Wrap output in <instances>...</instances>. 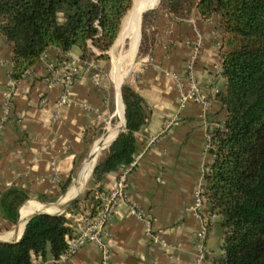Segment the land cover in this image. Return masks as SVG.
Wrapping results in <instances>:
<instances>
[{
  "label": "crops",
  "instance_id": "0c3cea01",
  "mask_svg": "<svg viewBox=\"0 0 264 264\" xmlns=\"http://www.w3.org/2000/svg\"><path fill=\"white\" fill-rule=\"evenodd\" d=\"M218 20V13L205 17L197 8L186 18L162 8L148 28L152 37L150 48L138 55L126 78L141 95L147 113L144 123L135 132L134 157H138V162L128 171L129 197L137 202L144 215L150 216V223L134 212L127 201L115 207L107 223V242L113 259L120 264L196 262L195 235L199 219L194 210V193L206 181L205 171L214 158L207 146L208 125L218 121L224 126L227 114L224 103L212 92L213 87L223 90L226 81L221 73ZM121 34L115 47L128 37L132 43L130 51L116 60L114 71L111 70L116 91L105 72L101 84H95L89 76H80L71 87V100L57 114V100L63 85L50 83L47 75L51 61H64L59 47L49 46L11 86L13 44L0 33V115L9 90L13 93L11 108L0 133V197L11 188H20L29 194L22 204L21 215L19 208L18 220L42 206L56 210V204L45 205L41 198L60 194L61 185L70 177L72 181L74 172L79 170L74 179L77 180L60 200L65 202L77 195L82 190L78 189L79 185L84 182L80 180L96 163L95 156L86 165L90 152L98 143L110 142L123 127L124 102L120 96L123 79L119 66L132 60L138 50L140 22L138 29L132 28L120 42ZM68 52L81 55V48L74 46ZM193 54H196L194 72L199 85L212 98L208 106L194 99L183 104L178 80L168 73H177L188 84L185 64ZM119 112L120 122L115 127L110 126L99 138L100 129L105 123L110 125ZM126 167L124 164L107 172L100 180L102 190L113 187ZM93 206L90 196L80 202L79 208L66 213L71 225L76 226L81 215L91 213ZM215 213L214 228L206 239V257L200 264H213L224 254L226 228L220 223V215ZM17 222L3 238L11 236ZM24 222L15 238L22 234ZM9 223L14 224L3 216L0 208V225ZM52 258L50 255L43 260L41 255H34L33 262L101 264V248L94 242H87L70 256Z\"/></svg>",
  "mask_w": 264,
  "mask_h": 264
},
{
  "label": "trees",
  "instance_id": "16d2710c",
  "mask_svg": "<svg viewBox=\"0 0 264 264\" xmlns=\"http://www.w3.org/2000/svg\"><path fill=\"white\" fill-rule=\"evenodd\" d=\"M132 3L133 0H0V33L14 49L11 76L21 78L51 45L64 51L78 46L82 58L97 62L108 59L107 50L121 34L122 20ZM162 8L180 18L188 17L194 8L205 17L219 15V55L226 81L216 95L227 114L224 126L212 133L210 149L214 158L205 179L209 208L220 215L226 231L224 254L213 264H264V0H160L157 8L143 12L138 55L150 48L148 28ZM121 89L126 129L119 132L95 166L94 175L99 180L92 194V215L97 212L95 193L102 190L100 180L134 159L135 132L147 115L139 92L128 82ZM70 181L71 177L61 185L60 192L67 189ZM28 198L29 194L20 188L3 192V216L16 223L19 208L21 213ZM74 205L76 200L66 212H73ZM66 212L37 213L29 219L19 240L0 241V264H35L34 255H41L43 260L50 255L59 259L68 249L67 235L76 231Z\"/></svg>",
  "mask_w": 264,
  "mask_h": 264
},
{
  "label": "built area",
  "instance_id": "2783aa9c",
  "mask_svg": "<svg viewBox=\"0 0 264 264\" xmlns=\"http://www.w3.org/2000/svg\"><path fill=\"white\" fill-rule=\"evenodd\" d=\"M61 54L64 56L63 62L51 61L49 63V71L47 79L50 83L60 82L63 85V91L57 100L56 113L58 114L61 107L71 100L70 90L73 84L80 76H89L95 84H101L104 78V72L100 64L94 59L82 58L80 55L69 53L59 48ZM45 52V51H44ZM43 55V54H42ZM0 55V62H1ZM196 61V54L188 57L186 60V77L188 84L179 77L177 73L168 72L175 76L178 80L180 90V99L183 104L188 100L194 99L198 102L208 106L211 104L212 98L206 95L199 85L196 74L194 72V65ZM27 72V71H26ZM25 72V73H26ZM24 73V74H25ZM23 74V75H24ZM20 79V78H19ZM19 79L11 76V86ZM213 94H217L218 89L213 87ZM12 89L7 94V100L3 105V112L0 115V133L7 120L11 103H12ZM222 122H212L208 125V143L210 148L212 141V133L215 129L221 128ZM138 157L126 164V170L123 171L115 185L108 190H98L95 197L98 199L97 212L92 215L82 214L78 219L76 231L73 234L67 235L68 249L63 253L64 256H70L77 252L85 243L94 242L101 248V264H120L117 260L113 259L111 250L107 242L109 230L107 223L119 202L127 201L131 209L136 212L141 218L150 223V216L144 215L139 209L137 202L129 197V178L128 171L136 165ZM209 169H207L208 171ZM205 171V174L206 172ZM206 180V179H205ZM195 203L194 210L199 219V228L195 235V247L197 248V259L195 264H200L201 260L206 257L207 247L206 239L214 228V218L216 217L215 211L209 208L208 189L206 181L201 183L194 193ZM53 260H58L52 258Z\"/></svg>",
  "mask_w": 264,
  "mask_h": 264
},
{
  "label": "rangeland",
  "instance_id": "374dc122",
  "mask_svg": "<svg viewBox=\"0 0 264 264\" xmlns=\"http://www.w3.org/2000/svg\"><path fill=\"white\" fill-rule=\"evenodd\" d=\"M134 3H135V0H134ZM159 4H160V1L155 5V8H157L159 6ZM131 9H132V7H131ZM121 26H123V24H121ZM142 36H143V27H142ZM142 36H141V40L139 42L138 50H137L135 56L133 57V59L132 60L124 61L119 66L120 77H121V79H123V82L121 81L122 84L124 82H127L126 81L127 80L126 78H127L128 74L131 72V70L133 69V65L135 63V60L137 59L138 54L140 52V47H141V42H142ZM114 43L107 50V52H108V54H109L110 57L108 59L101 60L100 61V64H101V68L106 73V77L108 78V81L112 85V88H113V90L115 92L116 91V84H115V82L113 80V77L111 75V70L114 71L113 70V67H114L115 61L118 60L121 56L127 54L130 51L132 39H131V37H128L127 40L122 45H117L116 47H115ZM120 96L122 98V101L124 102L123 95H122V89L120 90ZM124 106L126 107L125 102H124ZM121 117H122L121 112H119L118 115L113 118V120H112V122H111L110 125H109V123H105V127H103V128L100 129V132L98 134L99 135L98 137L100 138L102 135L106 134L109 131V129H110L109 127L110 126L111 127H115V125H117L120 122ZM125 117H126V115H125ZM125 126H124V128H125ZM104 144L105 145L101 148V150H99V152L96 155V158H97L96 159V164L98 163L99 160H101L107 154V152L109 150V147L111 145V144H109V142H106ZM78 172H79V170H77L76 172H74V179L77 177ZM81 173H80V175H81ZM74 179L70 182V184L68 185V187L71 184H74L75 183V181L77 179L76 180H74ZM98 180H99V176L97 174L94 175V170H93L92 173H91V175H90V177L88 178L85 186L78 193V196L75 199L77 201V205H74V208L75 209L79 208V206H80V203L79 202H83L86 198H89L90 196H92V194L94 193V190H95V188L97 186L96 183L98 182ZM66 190L64 192H61L60 194H57V195L47 196V197L41 198L42 199L41 202L45 203V205L56 204L54 202H56L58 200L60 201V199L65 195ZM66 213H68V211ZM14 225H15V223L14 224L9 223V224H6V225L5 224H1L0 225V237L6 235V231L9 230V229H11Z\"/></svg>",
  "mask_w": 264,
  "mask_h": 264
},
{
  "label": "bare ground",
  "instance_id": "6f19581e",
  "mask_svg": "<svg viewBox=\"0 0 264 264\" xmlns=\"http://www.w3.org/2000/svg\"><path fill=\"white\" fill-rule=\"evenodd\" d=\"M158 0H135V3H134V7H133V10H132V12H131V14H130V16H129V18L128 19H126V22H125V24H124V30H123V32H122V34H121V37H120V42L121 41H123L124 40V38H125V36L130 32V30L132 29V28H136V29H138V25H139V22H140V16H141V11L145 8V7H147V5L149 6V5H153L154 3H156ZM137 34L139 35V32H137ZM124 121H125V113H124V108H123V120H122V122L124 123ZM122 128V127H121ZM121 128H119V130L121 129ZM118 130V131H119ZM117 131V132H118ZM117 134V133H116ZM116 134H115V136H116ZM114 136V137H115ZM113 137V138H114ZM111 142V141H110ZM109 142V143H110ZM105 144H104V142H100V143H98L96 146H95V148L93 149V151L95 152L93 155H91V156H89L88 157V159H87V162H86V165L91 161V159L93 158V157H95L96 155H97V153L99 152V150H100V148L101 147H103ZM95 165V164H94ZM94 165H93V167H94ZM93 167L91 168V170L87 173V174H85L83 177H82V179L80 180V181H84L82 184H80L79 185V187H78V189H82L84 186H85V184H86V182H87V180H88V178L90 177V175H91V173H92V171H93ZM67 193V192H66ZM65 193V194H66ZM61 200H62V198H61ZM59 201V203H63L62 201ZM56 207L58 208V203H56ZM43 208H45V206H42L41 208H39V209H43ZM47 209V208H46ZM48 210V209H47ZM30 213H32V212H29L28 214H30ZM20 215H21V213H20ZM26 217H27V215H26ZM26 219V218H25ZM25 219H23L22 217H21V222H20V226H21V223H23L24 221H25ZM25 223V222H24ZM25 225V224H24ZM0 238H3V237H0Z\"/></svg>",
  "mask_w": 264,
  "mask_h": 264
},
{
  "label": "water",
  "instance_id": "95a60500",
  "mask_svg": "<svg viewBox=\"0 0 264 264\" xmlns=\"http://www.w3.org/2000/svg\"><path fill=\"white\" fill-rule=\"evenodd\" d=\"M159 1H160V0H158L156 3H154V4L151 5V6H147V7H145V8L141 11V18H140V40H141V36H142V27H141V26H142V16H143V12L146 11V10H148V9H150V8L155 7V5H156ZM133 3H134V0H133ZM133 3H132V5H131V7H133V5H134ZM131 7H130V8H131ZM130 8H129V9H130ZM128 11H129V10H128ZM128 11H127V13H128ZM127 13L125 14V16L127 15ZM125 16H124V17H125ZM123 19H124V18H123ZM122 23H123V20H122ZM121 27H122V26H121ZM139 42H140V41H139ZM121 85H122V83L120 84V90H121ZM124 113H125V106H124ZM125 125H126V117H125V123H124L123 127L117 132L116 136L111 140V142H110L109 144H111V143L114 141V139L117 137V135H118L119 132L124 128ZM94 153H95L94 151H91L90 154H89V156L93 155ZM89 156H88V157H89ZM95 166H96V163H95V165H94V167H93V170L95 169ZM78 174H79V173H78ZM77 176H78V175H77ZM77 196H78V194L75 195V196H73V197H71L70 199H68L67 201H65V202H63V203H59V200L56 201V202H54V203H58V208H57L56 210H54V211L47 210L46 207L43 208V209H38V210L33 211L32 213H30V214L26 217V219H25L24 229H25V226H26L27 222L29 221V219H30L32 216H34L35 214H37V213H41V212L56 213V214L64 213V212L67 210V208L69 207V205H70L72 202L75 201V199L77 198ZM48 204H49V203H48ZM20 222H21V218L18 220V222H17V226L12 230L11 236L8 237V238H0V241H1V242H15V241L19 240L20 237L22 236L23 232H24V229H23L22 234H21L18 238H15V234H16V233L18 232V230H19Z\"/></svg>",
  "mask_w": 264,
  "mask_h": 264
}]
</instances>
